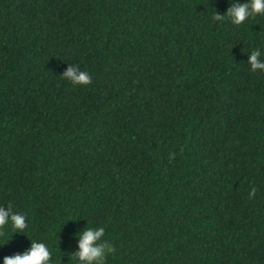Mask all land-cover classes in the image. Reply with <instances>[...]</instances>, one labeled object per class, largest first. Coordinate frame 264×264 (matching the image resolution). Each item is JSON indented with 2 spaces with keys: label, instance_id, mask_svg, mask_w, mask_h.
<instances>
[{
  "label": "trees",
  "instance_id": "16d2710c",
  "mask_svg": "<svg viewBox=\"0 0 264 264\" xmlns=\"http://www.w3.org/2000/svg\"><path fill=\"white\" fill-rule=\"evenodd\" d=\"M244 0H0V259L33 239L76 264H264V15ZM68 63L88 85L62 78ZM256 193L249 198L250 188Z\"/></svg>",
  "mask_w": 264,
  "mask_h": 264
},
{
  "label": "clouds",
  "instance_id": "9594fccd",
  "mask_svg": "<svg viewBox=\"0 0 264 264\" xmlns=\"http://www.w3.org/2000/svg\"><path fill=\"white\" fill-rule=\"evenodd\" d=\"M256 15H264V0L232 2L223 14L215 12L212 18L220 21L227 16L233 25H240L248 18ZM261 55V49L259 48H254L247 53L249 71L264 73V59L260 58ZM61 76L73 86L91 83L90 73L82 70L74 63H68L67 68L62 72ZM255 193L256 188H250L248 193L249 198H252ZM5 227L11 228L12 233L25 234L28 227L26 216L19 212H14L10 205L0 206V230H3ZM104 235V227H84L82 231L76 233L78 237L77 249L73 255L76 264H105V257L113 251V246L111 242L103 239ZM6 242L0 243V246ZM51 256L52 253L48 244L43 240L33 239L26 250L4 256L0 259V264H53Z\"/></svg>",
  "mask_w": 264,
  "mask_h": 264
}]
</instances>
